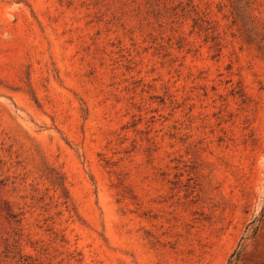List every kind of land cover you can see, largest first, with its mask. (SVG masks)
Wrapping results in <instances>:
<instances>
[{
	"label": "rangeland",
	"instance_id": "374dc122",
	"mask_svg": "<svg viewBox=\"0 0 264 264\" xmlns=\"http://www.w3.org/2000/svg\"><path fill=\"white\" fill-rule=\"evenodd\" d=\"M251 1L0 0V264H264Z\"/></svg>",
	"mask_w": 264,
	"mask_h": 264
},
{
	"label": "trees",
	"instance_id": "16d2710c",
	"mask_svg": "<svg viewBox=\"0 0 264 264\" xmlns=\"http://www.w3.org/2000/svg\"><path fill=\"white\" fill-rule=\"evenodd\" d=\"M229 1H231V9H232L231 12L233 13L234 19L240 21L242 26H245L244 29L247 31L248 36L254 33V29L256 25L254 24L250 13L252 1L251 0H229ZM57 182L61 186V183L59 181ZM238 246L239 244L237 245V248H235L231 252L226 264H234L235 260L238 258L241 251V248H238Z\"/></svg>",
	"mask_w": 264,
	"mask_h": 264
}]
</instances>
